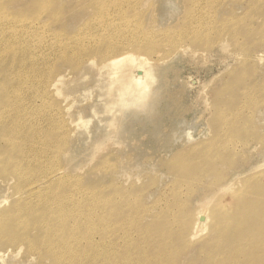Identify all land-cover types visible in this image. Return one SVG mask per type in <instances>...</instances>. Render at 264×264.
I'll return each mask as SVG.
<instances>
[{"label": "rangeland", "instance_id": "rangeland-1", "mask_svg": "<svg viewBox=\"0 0 264 264\" xmlns=\"http://www.w3.org/2000/svg\"><path fill=\"white\" fill-rule=\"evenodd\" d=\"M0 7V69L19 58L13 83L0 80V115L17 110L27 126L12 137L0 123V264H73L82 248V264H158L169 241L142 244L137 230L158 225L174 194L194 216L264 190V0ZM123 54L151 68L137 102L108 85L105 63ZM121 201L137 228L109 216ZM50 245L51 262L39 255Z\"/></svg>", "mask_w": 264, "mask_h": 264}, {"label": "bare ground", "instance_id": "bare-ground-1", "mask_svg": "<svg viewBox=\"0 0 264 264\" xmlns=\"http://www.w3.org/2000/svg\"><path fill=\"white\" fill-rule=\"evenodd\" d=\"M2 9L0 7V11ZM17 41L20 42L19 40ZM257 58L262 60L261 56ZM18 59V54L16 53L10 57L8 65L0 69L2 71L0 80L3 85L13 83L14 80L12 81L13 78L8 75V72ZM147 63L146 59H139L132 54L111 57L105 63L107 70L109 69L108 74L111 80L108 85L115 87L116 83L120 91L125 94H132L130 96H132L133 102L140 101L146 96V92L153 81L151 68ZM137 71L143 74L141 78L134 75ZM60 82L61 79L58 80V83ZM55 86L56 83L54 84ZM15 98L17 99V97ZM11 112L19 115L17 110L9 112L6 110L5 113L0 115V123H5L4 125L9 127L11 132V134H8L9 136L13 137V135L17 134V131L24 135L27 126L22 124L21 127V121H15ZM1 129L0 135H4ZM204 157L205 159L210 158L207 154ZM209 169L211 168L209 167ZM181 178H183L182 175ZM183 187L187 189V192H191L194 188L192 179L189 181L183 180L182 190ZM228 188L221 190L227 193L229 191ZM247 188L250 193L254 192L255 188L256 190L253 195L251 194L250 199L242 200L240 195H234L233 200L235 202L233 204L235 206L232 210V206L226 207L219 203L210 211L206 210L205 207V210L200 209L194 216L188 207L182 209L183 204L181 205L180 196L183 193H176L172 199V209L162 213L159 217L158 225L155 222L152 227H149L151 225L148 223L139 222L137 233L140 235V239L137 242L146 244L154 240V238L167 239L169 241V258L165 261L160 259L158 264H264V190L261 191L256 186L254 188L253 184H250ZM125 206L126 204L121 201L120 209L113 215L109 214V216L124 217L127 225L133 220L131 214L136 212V210L122 214L121 210ZM135 207L139 209L137 205ZM214 208L217 211H214ZM137 225L135 221L131 223L133 227L137 228ZM156 225L154 233H150L154 229L153 226ZM207 230L208 234L206 236L204 234ZM73 242L76 245H80L79 241ZM51 246L53 245L48 248L40 246L41 250L39 252L41 258L50 262L57 260ZM86 253L88 252H85L82 248L80 253L72 254L73 257L70 258V261L73 264H82L80 255ZM194 254L198 256L197 259L188 260V257ZM94 264L102 263L94 261Z\"/></svg>", "mask_w": 264, "mask_h": 264}]
</instances>
